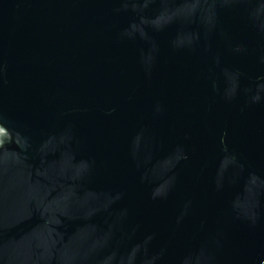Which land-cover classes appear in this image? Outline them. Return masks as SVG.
I'll return each mask as SVG.
<instances>
[{"label": "water", "instance_id": "obj_1", "mask_svg": "<svg viewBox=\"0 0 264 264\" xmlns=\"http://www.w3.org/2000/svg\"><path fill=\"white\" fill-rule=\"evenodd\" d=\"M0 264H264V0H0Z\"/></svg>", "mask_w": 264, "mask_h": 264}]
</instances>
